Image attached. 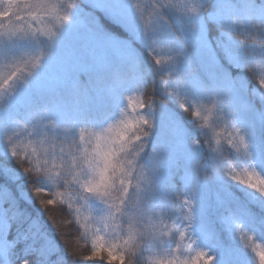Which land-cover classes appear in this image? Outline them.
I'll use <instances>...</instances> for the list:
<instances>
[{"label": "trees", "instance_id": "trees-1", "mask_svg": "<svg viewBox=\"0 0 264 264\" xmlns=\"http://www.w3.org/2000/svg\"><path fill=\"white\" fill-rule=\"evenodd\" d=\"M185 2V5L198 4L200 15H186L175 6L172 15L163 11V18L159 20L163 21V30L157 33L159 40L152 44L150 40L146 43L136 39L129 29L102 9L79 1L85 8L79 10L80 18L95 30L128 38L137 46L105 54H79V41L75 37L76 54H44L58 59V67L54 68L57 78L52 84L37 90L33 88L27 96L0 105V198L6 194L12 205L7 213L12 229L6 253L2 230L5 213L0 209V264H22L24 260L48 264L58 257H62L65 264H103L96 260H74L69 255L57 228L33 192V186L42 187L51 197L56 191L72 192V189H65L62 180L26 176L11 156L10 147L25 134L26 126L31 129L36 118L45 113L46 120L54 121L58 131L67 129L66 134L70 136H76L81 127L100 130L121 118L131 96H143L146 103L143 115L152 123L137 161L149 172L155 187L149 206L162 213L169 224L175 221L186 225L188 236L194 241L193 251L205 250L208 255L215 256L212 264H233L234 255L237 264H256L249 247L236 251L234 245L243 244L239 235L241 229L248 234L255 230L264 234V196L234 181L228 172L230 167H248L264 175V168L260 167L264 162V88L257 82L258 70L249 67L258 57L242 58L243 51L251 53L253 50L246 45L242 48L237 40H226L222 22L208 19L219 0ZM164 25L170 31L173 29L175 35L170 38L173 46L164 41L168 31L164 30ZM92 42L91 39L87 41ZM225 47L235 58L224 55ZM180 51L183 56L177 55ZM158 56L173 59L157 64ZM190 68L194 75H188ZM233 87L249 90V100L241 102ZM255 93L261 94L263 99ZM222 97L226 104L235 108L220 107L211 127H205L192 115L197 106L211 104L213 98L219 101ZM239 107H250L258 116L244 122V116L238 113ZM53 113L61 114V119L54 120ZM225 121L235 122L245 136L249 131L257 138L256 149L248 142L247 153L237 152L223 143L219 152L214 153L212 128L223 127ZM14 129L18 135L10 141L8 136ZM154 164L158 166L156 172L151 171ZM205 184V191H210L212 196L209 207L203 201L200 204L196 196L197 187L201 191ZM186 192L193 201L190 224L183 219V194ZM130 195H135L133 189ZM51 207H59L57 219L74 218L73 210L67 205ZM74 207L80 208L82 218L89 212L100 215L105 209L103 201L95 196H88L86 202L80 201ZM176 239H179L178 234L173 232L170 245ZM256 241L264 243V237L258 236ZM215 249L226 258L214 254Z\"/></svg>", "mask_w": 264, "mask_h": 264}, {"label": "snow or ice", "instance_id": "snow-or-ice-1", "mask_svg": "<svg viewBox=\"0 0 264 264\" xmlns=\"http://www.w3.org/2000/svg\"><path fill=\"white\" fill-rule=\"evenodd\" d=\"M174 6L186 15L199 16L201 13V7L196 3L177 2ZM72 7L71 0H67L66 7L62 6L61 0H0V35L32 36L52 42L58 29L69 21L67 9ZM208 19L222 22L226 40H237L242 48L246 45L253 50L251 53L243 51L241 57H258L249 67L258 70L257 82L264 88V0H219ZM150 20L151 14L146 25ZM41 55L29 56L15 63L9 72H0V94L15 80L36 69ZM177 55L184 53L180 51ZM224 55L235 58L227 47ZM171 59L158 56L156 63ZM188 75H194V70L190 68ZM217 103L213 98L211 104L197 106L192 115L205 127H211ZM145 106L143 96H131L121 118L100 130L81 127L76 136L66 134L67 129L58 131L55 122L46 120V113L42 114L31 129L26 126L25 134L11 144L10 154L26 176L62 180L65 189H72V192L56 191L49 197L45 188L33 186L34 194L74 260H96L103 264H212L215 256L208 255L205 250L193 251L194 241L188 236L186 225L181 226L175 221L169 224L162 213L149 206L155 187L149 172L137 163L144 148V138L152 127L149 118L143 115ZM17 135L18 131L14 129L8 139L11 141ZM212 140L214 153L219 152L223 143L237 152L247 153L249 147L245 134L235 122L225 121L223 127L212 128ZM157 170L158 166L154 164L151 171ZM228 174L234 181L264 196V175L255 169L230 167ZM133 188L135 195L131 196ZM195 190L193 187L192 194ZM88 196L103 201L102 214L94 216L89 212L82 218L80 208L74 205L86 202ZM53 205H67L73 210L74 218L62 216L57 219L59 207L53 208ZM183 207V219L190 224L193 201L187 192L183 194ZM11 208L4 194L0 198V209L5 213L2 225L5 253L11 243L8 237L12 225L7 220ZM173 232L179 239L170 245ZM239 235L253 252L256 264H264V243L256 241L243 229ZM22 264L32 262L24 260ZM48 264L65 262L58 257L49 260Z\"/></svg>", "mask_w": 264, "mask_h": 264}, {"label": "rangeland", "instance_id": "rangeland-1", "mask_svg": "<svg viewBox=\"0 0 264 264\" xmlns=\"http://www.w3.org/2000/svg\"><path fill=\"white\" fill-rule=\"evenodd\" d=\"M79 1L83 4H89L102 9L111 18L121 23L127 30L129 29V31L134 34L136 39L141 41L143 40L146 43L150 40L152 44L159 40V38H156L158 37L157 33L160 32L161 34L163 30L161 28L163 21H159L163 18L162 12L167 11L172 15L174 5L177 2V0H71L74 7L67 9L70 19L58 29L57 37L52 42L32 36L9 37L6 34L0 35V72L7 73L11 70L15 63L20 62L29 56L42 54L40 64L36 69L32 70L30 73L24 74L22 78L15 80L3 91L2 94H0V105L4 102L16 100L23 95L27 96L33 88L37 90L43 86L52 84L57 78L54 68L58 67V59L56 57H47L44 54H53V56H57V54H76V52H78L75 47L77 43H73L75 37H77L79 41V54H105L108 51L119 52L122 48H129L132 45L137 46L131 40H128V38L123 39L115 34L107 35L101 30H95L92 25L86 23L84 19L80 18V14L78 12L79 10L85 8L81 3H79ZM182 2L186 3L185 0H182ZM61 3L62 6L66 7L67 0H61ZM154 5H161V7L156 8ZM150 14L151 20L146 25L145 21ZM198 24L199 26H202L201 22ZM144 26H146L145 29ZM168 29V26L164 25V30L166 31ZM180 29L182 31V28ZM94 32H96L99 37L94 34ZM144 35L147 37H143ZM174 35L173 29H171V31H167V34L164 37V41L170 46H173L170 38L172 36L174 37ZM99 38L102 39L100 40ZM90 39L93 40L92 44L87 43ZM43 46H45L46 49L42 50L41 48ZM231 89L237 92H235V95L240 96L241 102L249 100V90L243 88L239 89L237 87H233ZM255 94L263 99L261 94ZM222 95H225V93H222ZM224 99L225 98L222 97L218 101L217 111H220V107H223L226 110H229L230 107L235 108V106L226 104ZM245 107H239L238 113H241L244 116V122H250L252 117L258 116V112L256 110H252L250 107ZM53 119H61V114L53 113ZM247 134V141L249 143L252 142L251 144L256 149L258 139H255L252 134H249V131ZM260 167L264 168V162H262ZM262 171H264V169ZM200 189L201 191H199V188L197 187L196 193V196L199 197L200 204H202L203 201V203H206L208 207L211 206L209 200H211L212 196H210V191H205L206 184ZM133 191L135 193L134 188ZM250 233V235L254 236L255 240L258 236H260V238L264 237V234H259L260 232L257 230ZM234 247L236 251H243L248 248L244 245V243L239 246L234 245ZM215 252L217 255L226 258V255L218 254L216 249L213 253L215 254ZM232 258L233 264H237V257L234 255Z\"/></svg>", "mask_w": 264, "mask_h": 264}]
</instances>
